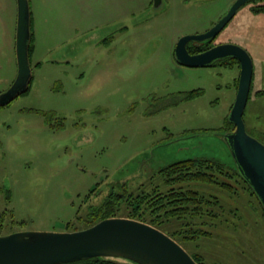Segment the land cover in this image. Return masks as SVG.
Wrapping results in <instances>:
<instances>
[{
  "label": "rangeland",
  "instance_id": "rangeland-1",
  "mask_svg": "<svg viewBox=\"0 0 264 264\" xmlns=\"http://www.w3.org/2000/svg\"><path fill=\"white\" fill-rule=\"evenodd\" d=\"M234 1L160 0L155 7L154 0H28L31 62L40 64L31 68L28 94L0 108L1 235L64 232L68 222L81 229L78 218L112 184L133 189L177 161L209 158L236 167L222 135L239 64L187 67L174 55L180 37L209 30ZM259 3L240 7L208 44L238 45L252 59L243 113L249 135L264 133V13L251 10ZM16 25L17 0H0V94L17 73ZM193 90L201 93L186 99ZM43 113L54 116V128ZM220 180L231 194L190 184L224 208H206L210 236L182 246L206 264H264L257 201L241 181Z\"/></svg>",
  "mask_w": 264,
  "mask_h": 264
},
{
  "label": "water",
  "instance_id": "water-1",
  "mask_svg": "<svg viewBox=\"0 0 264 264\" xmlns=\"http://www.w3.org/2000/svg\"><path fill=\"white\" fill-rule=\"evenodd\" d=\"M253 0H235L216 24L201 34L184 35L174 48L176 61L187 67H206L227 58L240 67L235 101L228 115L233 130L222 135L237 171L264 209V144L246 132L243 113L250 93L253 64L249 54L235 44H218L191 54L188 43L213 40ZM160 0H154V6ZM30 9L28 0H17L15 53L17 73L11 86L0 94V106L26 92L31 79L28 56ZM93 258L128 264H198L174 239L160 229L126 217L103 219L91 227L64 232L20 231L0 235V264H68Z\"/></svg>",
  "mask_w": 264,
  "mask_h": 264
},
{
  "label": "trees",
  "instance_id": "trees-1",
  "mask_svg": "<svg viewBox=\"0 0 264 264\" xmlns=\"http://www.w3.org/2000/svg\"><path fill=\"white\" fill-rule=\"evenodd\" d=\"M256 0H253L254 2ZM258 5L252 6L251 10L256 13H264V0ZM208 41L201 48L206 49ZM194 50H189L190 53H197L201 51L199 48L193 47ZM34 52V34L32 31V23L30 16V41L28 44V56L30 67L38 66L40 63L31 62V57ZM225 66H231L238 62L232 58H227L220 61ZM32 82V76L29 86L25 93L28 94ZM200 90H193L186 93L185 98L191 99L198 96ZM5 107V106H4ZM0 108H3L0 106ZM46 124L51 128L55 125L51 120L54 118L51 114L43 113ZM62 122V121H61ZM227 127L223 128L224 132L233 130V125L227 122ZM57 128V127H56ZM254 133V132H253ZM258 135L256 132L252 135L258 139L264 140V133ZM264 144V143H263ZM220 178H227L228 180L241 181L245 186L246 194L255 201L264 216V209L251 187L245 179L237 171L236 167L229 168L225 164L215 159L209 158H188L185 160L177 161L159 168L153 172L143 182L139 183L133 189L129 188V183H115L109 187L105 197L97 204L89 205L86 215L79 219L84 226L81 229L91 227L97 222L110 218V217H126L141 222L148 223L177 241L181 246L182 243H192L200 238L210 236V233L205 231L203 227L209 225L203 219L206 208L213 207L219 209L220 213L224 205L222 200L218 197L203 195L199 191L190 188V184L201 185H216L228 194L233 191L229 182L221 181ZM96 190L95 187L90 189ZM7 198V197H6ZM90 197L87 195L86 200ZM9 199V195H8ZM208 210V209H207ZM210 215V214H209ZM214 217L219 214L213 215ZM3 217L0 216V235L2 232ZM74 225L68 222L65 225L67 231H77L81 229L71 228ZM183 247V246H182ZM184 248V247H183ZM198 264L204 263L202 257L198 254H190ZM68 264H128L121 263L114 260L93 258L86 261H79Z\"/></svg>",
  "mask_w": 264,
  "mask_h": 264
},
{
  "label": "flooded vegetation",
  "instance_id": "flooded-vegetation-1",
  "mask_svg": "<svg viewBox=\"0 0 264 264\" xmlns=\"http://www.w3.org/2000/svg\"><path fill=\"white\" fill-rule=\"evenodd\" d=\"M256 1H257V0H256ZM209 41H210V40H209ZM207 42H208V41L200 42V43H194V42H192V43H188V46H187V47H188L190 50H194L193 47L199 48V49L201 50L202 46H203L204 44H207ZM214 46H216V45H212V46H210V47H207L206 49H202L201 51H198L197 53L203 52V51H205V50H207V49H209V48H212V47H214ZM191 54H196V53H191ZM217 62H220V61H217ZM217 62H215V63H217ZM215 63H214V64H215ZM214 64H212V65H214Z\"/></svg>",
  "mask_w": 264,
  "mask_h": 264
}]
</instances>
